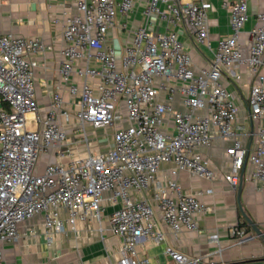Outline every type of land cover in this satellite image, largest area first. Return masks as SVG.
Wrapping results in <instances>:
<instances>
[{
    "label": "built area",
    "instance_id": "obj_1",
    "mask_svg": "<svg viewBox=\"0 0 264 264\" xmlns=\"http://www.w3.org/2000/svg\"><path fill=\"white\" fill-rule=\"evenodd\" d=\"M220 1L231 35L217 42L207 68L196 70L184 44L210 49L206 0H74L76 14L62 26L58 68L69 109L56 90L43 119L36 116L37 63L30 59L42 43L0 36V264L2 244L17 241L21 224L39 215L48 244L66 232L77 238V223L100 220L104 194L118 206L108 219L120 239L117 264H147L135 252L141 240L159 246L167 234L197 232L195 216L210 211L197 198L202 193L186 194L177 178L183 172L216 178L198 151L215 137L230 141L224 183L236 191L247 162L252 180L264 188V15L256 14L243 56L239 39L248 0ZM241 66L253 83L247 116L259 123L250 132L238 125L234 100L221 83L224 77L238 81ZM108 128L113 142L103 152L87 130ZM242 136L253 141L252 149ZM42 155L55 162L37 174ZM163 165L171 166L167 173ZM230 234L237 246L254 238L237 227ZM209 243L221 252L218 235ZM164 253L171 264H214L170 248Z\"/></svg>",
    "mask_w": 264,
    "mask_h": 264
},
{
    "label": "crops",
    "instance_id": "obj_2",
    "mask_svg": "<svg viewBox=\"0 0 264 264\" xmlns=\"http://www.w3.org/2000/svg\"><path fill=\"white\" fill-rule=\"evenodd\" d=\"M206 2L209 5L207 17L210 49H205L203 46L196 49L190 43L184 44L196 70L207 68L216 51L217 42L231 35L228 12L222 8L221 1L206 0ZM75 14L74 0H0V36L10 34L17 39L32 38L39 40L43 45L41 52L30 57L37 63V67L33 70V87L34 101L38 109L36 116L39 119H43L50 110L52 103L50 94L56 90L65 104L63 108L69 109L67 103L70 97L67 88L60 82L58 68L61 61L60 51L63 47L62 26L66 18ZM139 14L140 10L134 18L137 22L140 20ZM256 14L264 15V0L247 2L248 20L241 30L239 39V49L243 56L248 54L246 44L249 33L257 25ZM124 38L125 36H121L119 40L122 42ZM261 73L264 76V70H261ZM236 74L239 75L238 81L231 82L224 77L221 83L234 100L239 117L238 125L250 132L258 127L259 123L264 125V121L251 123L249 120L247 98L253 83L247 76L245 66H241ZM176 107L180 109L178 105ZM126 124L125 122L124 125ZM169 126L171 128V124ZM65 129L68 137H72L69 128ZM104 134L102 140L92 139L99 143V149L103 152L107 151L113 142L112 132L109 138L106 136L107 132ZM241 143L246 148L253 147V141L249 137L242 136ZM229 145V140L222 141L215 137L208 148L198 150L215 172L216 178L213 181L192 178L184 172L177 178L178 184L186 194L193 196L201 192L202 195L197 198L210 210L208 213L195 216L199 224L198 231L194 233L182 231L177 238L167 234L166 241L159 246L145 239L141 240L135 247L139 260L146 258L147 264H171L170 258L164 253L166 248H170L191 258H197L203 263L264 264V243L254 234L252 240L240 246L235 245L230 234V230L235 227L247 234H252V231H246L242 226L243 221L246 220L240 215L236 191H233L223 180L230 170L229 158L224 151ZM77 148L81 149L83 145L78 144ZM73 157L75 158L76 155ZM54 162V156L42 155L37 164V174H42L43 168ZM170 167L163 165L162 169L167 173ZM252 171V167L247 162L244 163L241 209L258 229L264 232V188L252 180ZM210 189L212 194L205 195ZM107 197V194L103 195L99 221L77 223V238H74L73 233L66 232L60 236H53V242L48 244L44 238L42 217L39 215L21 224L17 241L4 243L1 246L2 264H117L120 239L111 232L108 219L118 206L105 201ZM161 227L165 230L163 224ZM211 234L218 235L220 253L216 251V245L209 243Z\"/></svg>",
    "mask_w": 264,
    "mask_h": 264
},
{
    "label": "water",
    "instance_id": "obj_3",
    "mask_svg": "<svg viewBox=\"0 0 264 264\" xmlns=\"http://www.w3.org/2000/svg\"><path fill=\"white\" fill-rule=\"evenodd\" d=\"M242 176H243V169H242V171L240 173V178H239V181H238V187L236 189V201L238 203V209H239L241 217H243L246 220L248 226L250 227V230L252 231V234H254L261 242L264 243V232H261L258 229V227L252 222V220L250 218H248L245 215V213H243V211L241 209L240 197H241V193H242V184H241Z\"/></svg>",
    "mask_w": 264,
    "mask_h": 264
},
{
    "label": "rangeland",
    "instance_id": "obj_4",
    "mask_svg": "<svg viewBox=\"0 0 264 264\" xmlns=\"http://www.w3.org/2000/svg\"><path fill=\"white\" fill-rule=\"evenodd\" d=\"M178 34H179V32H178ZM184 48L186 49L187 47H184ZM105 132H107L106 136L109 138L110 133L112 132V129L108 128V130H100V131H96V132H92L90 130H87V133H88L87 137H89L90 140L95 139V138L102 140L104 138L103 136L105 135L104 134Z\"/></svg>",
    "mask_w": 264,
    "mask_h": 264
},
{
    "label": "trees",
    "instance_id": "obj_5",
    "mask_svg": "<svg viewBox=\"0 0 264 264\" xmlns=\"http://www.w3.org/2000/svg\"><path fill=\"white\" fill-rule=\"evenodd\" d=\"M242 226L246 229V231L250 230L249 226L244 221H243V225Z\"/></svg>",
    "mask_w": 264,
    "mask_h": 264
}]
</instances>
